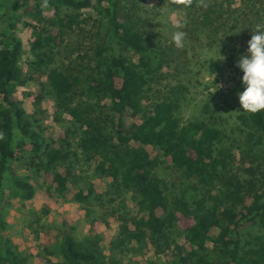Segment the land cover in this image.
Returning <instances> with one entry per match:
<instances>
[{
    "label": "trees",
    "instance_id": "obj_1",
    "mask_svg": "<svg viewBox=\"0 0 264 264\" xmlns=\"http://www.w3.org/2000/svg\"><path fill=\"white\" fill-rule=\"evenodd\" d=\"M18 1L0 14V264H28L6 235L9 200L35 195L30 177L16 172L21 165L43 176L48 197L81 205L91 223L101 219L98 213L120 216L130 199L136 213L124 211L117 244L148 239L170 247L181 237L168 264H264V111L234 116L238 136L232 145L217 126L183 122L179 97H151L169 51L148 36L135 0ZM19 6L38 24L30 65L45 77L56 111L70 117L57 136L46 137L17 96L24 48L15 31L19 18L10 11ZM46 9L55 14L45 17ZM86 9L97 11L102 32L83 53L55 65L56 48L85 21L80 16ZM233 15L223 5L205 12L214 41L222 43L229 32L217 21ZM216 68L212 63L210 70ZM79 93L83 99L76 101ZM235 146L247 180L233 168ZM79 154L95 162L94 177L110 179L107 189L81 184L73 172ZM54 234L37 264H57L49 256L56 250L62 264H103L73 224L63 222Z\"/></svg>",
    "mask_w": 264,
    "mask_h": 264
},
{
    "label": "rangeland",
    "instance_id": "obj_2",
    "mask_svg": "<svg viewBox=\"0 0 264 264\" xmlns=\"http://www.w3.org/2000/svg\"><path fill=\"white\" fill-rule=\"evenodd\" d=\"M19 2L0 0V14L6 11L5 5L13 6ZM135 4L141 18L145 20L144 30L148 36L166 46L169 51L168 63L161 72L160 81L150 85L151 97H179V116L183 122L206 121L223 130L232 145L237 144L235 139L238 133L234 116L242 110L238 99V92L242 90V72L237 62L246 53L247 42L252 32H255L256 25L264 26V0H196L193 7L185 0H135ZM217 5L230 9L233 16H236L217 21L229 29L222 43L219 40L214 41L211 26L207 25L204 17L205 12ZM12 11L11 16L13 13L19 18L15 31L24 48L19 61L23 82L18 87L17 96L21 99L26 113L39 119L38 123L45 136H57L69 124L70 117L65 112L56 111L52 98L44 88L45 77L40 71L35 72L30 65L34 59L31 42L37 21L25 13L21 6ZM54 14L50 9L43 11L45 17ZM80 18L85 21L75 27L73 32L67 33L63 44L56 48L55 65L66 63L76 54L83 53L102 32L100 16L96 10H83ZM177 31L184 33L182 47H177L174 43L173 37ZM212 63L216 64L215 71L210 70ZM75 99L81 101L83 97L79 93ZM233 151L236 154L233 168L247 180L249 176L244 174L243 169H238L243 166L240 150L235 146ZM78 159L73 166V172L81 178L83 186L91 183L98 191L109 187V178L93 176L95 162H85L81 154ZM16 172L30 177L35 186V195L31 199L9 200L5 212V220L9 225L6 235L27 258L28 264L39 262V252L44 246L53 245L54 229L63 222L73 224L80 240H87L100 252L101 259L102 256L104 259L103 264L114 259L120 264H168L167 259L172 255L175 244L183 243V239L178 237L170 247H156L148 239L139 243L117 244L121 236L119 229L124 211L128 217L136 213L130 199H127V206L120 216L119 213L117 215L107 212L103 218L102 213H98L101 219L91 223L81 205L48 197L42 175L22 165L16 167ZM58 253L56 250L49 256L57 264H62Z\"/></svg>",
    "mask_w": 264,
    "mask_h": 264
},
{
    "label": "clouds",
    "instance_id": "obj_3",
    "mask_svg": "<svg viewBox=\"0 0 264 264\" xmlns=\"http://www.w3.org/2000/svg\"><path fill=\"white\" fill-rule=\"evenodd\" d=\"M183 36L179 31L174 34L177 47L183 46ZM247 43L246 53L237 62L242 72L238 99L240 109L256 113L264 111V26L257 24Z\"/></svg>",
    "mask_w": 264,
    "mask_h": 264
}]
</instances>
